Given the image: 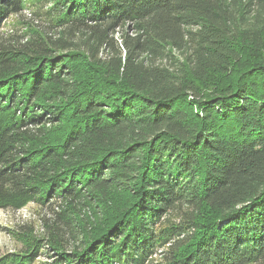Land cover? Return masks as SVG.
Listing matches in <instances>:
<instances>
[{
    "label": "trees",
    "instance_id": "trees-1",
    "mask_svg": "<svg viewBox=\"0 0 264 264\" xmlns=\"http://www.w3.org/2000/svg\"><path fill=\"white\" fill-rule=\"evenodd\" d=\"M29 202L47 264H264V0H0V209Z\"/></svg>",
    "mask_w": 264,
    "mask_h": 264
},
{
    "label": "rangeland",
    "instance_id": "rangeland-1",
    "mask_svg": "<svg viewBox=\"0 0 264 264\" xmlns=\"http://www.w3.org/2000/svg\"><path fill=\"white\" fill-rule=\"evenodd\" d=\"M30 11L25 8L23 12L30 16ZM18 25L19 21L15 16H10L5 22L4 30ZM41 215L39 206L32 202L23 205L19 210L0 209V253H18L19 250L31 245V248H36L37 256L27 264L51 263L56 257V252L51 249L52 247H48L47 244L43 247L36 245L39 240L45 242L42 238L45 231H43V222L40 220ZM28 228L31 229L30 232H27ZM21 231L24 232L19 234ZM32 237L36 239L33 242Z\"/></svg>",
    "mask_w": 264,
    "mask_h": 264
}]
</instances>
